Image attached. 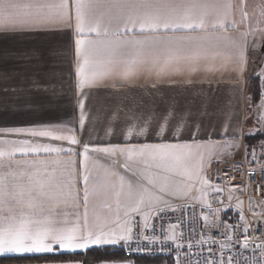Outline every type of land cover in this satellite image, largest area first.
<instances>
[{
	"label": "snow or ice",
	"instance_id": "6c2138e0",
	"mask_svg": "<svg viewBox=\"0 0 264 264\" xmlns=\"http://www.w3.org/2000/svg\"><path fill=\"white\" fill-rule=\"evenodd\" d=\"M233 7L221 0H108L106 4L100 0H31L28 3L0 0V114L32 117L27 126L0 127V258L44 257L43 264H89L86 258L52 257L86 253L91 249L119 248L130 250L134 255L151 253L153 245L171 241L176 251L175 264H234L240 260L243 264H264V234L248 235L250 231H259L251 223H259L256 217L264 219V201L257 205L261 211L256 213L249 198V211L254 216L249 222L244 215L243 201L238 199L235 223H228L221 215L233 208L231 193L242 189L229 187V203L213 209L207 199L209 190L220 195L223 189L204 175L216 150L230 157L242 153L245 160L250 157L251 161H257V150L245 143V137H264V64L254 73L259 81L258 104L252 103L253 97L247 94L244 81L249 35L259 32V47H264V27H261L264 4L258 5L256 28L230 35L229 28H238L232 18ZM98 8L106 11L97 14ZM240 15L241 22L246 23L249 14L245 0H241ZM113 21L117 26L110 30ZM137 29L139 36L134 34ZM63 31L75 35L73 79L69 85L71 100L58 46L22 47L7 42L23 35ZM92 34L96 38H91ZM129 34H132L130 38ZM256 50L254 45L253 51ZM209 60H219L220 64L204 63L205 71H230L241 82L243 100L256 110L253 128L245 129L251 119L249 114L241 117L226 105L229 110L224 111L218 133L221 139L198 140L205 126L197 114L184 113L180 122L170 129L169 122L175 117L171 109L145 117L143 112H138L142 102H134L125 112L128 126L121 137L125 142L92 147L84 143L80 161L83 170L77 168L73 156L81 154L76 151L81 140L75 131H83L90 119L85 89L100 86L116 76L129 80L142 73L157 78L184 70L194 73L202 62ZM72 101L74 114L69 116L65 110ZM61 114L64 118H60ZM189 116L192 123L188 139L182 140ZM153 125V139L162 142L130 143L134 136L146 138ZM169 132L171 136L165 140ZM113 134L112 128L105 133ZM258 147L264 157V139L258 141ZM18 154L36 158L20 160L16 159ZM98 155L125 157L124 167L136 177V182L103 164L99 165L103 178L94 175L87 162L95 161ZM41 156L49 158L40 159ZM216 159L219 162L218 156ZM240 163L237 161L236 168L242 171ZM101 186L104 203L100 210L93 209L90 216L89 199L99 194ZM188 196L200 203L199 238L181 243L184 237L182 232H177V223H168L166 229L161 225V233L157 234L154 218L160 219L166 210L176 208L168 197ZM195 206L180 207L194 210ZM212 229L224 239L216 240L211 235ZM189 234L197 235L194 229ZM255 240L260 243L249 249ZM233 245L241 251L225 258V252L235 251ZM206 246L207 256L192 252L193 247L203 252ZM213 247L219 252H214ZM184 249L187 252L181 259ZM249 250L251 256L243 255ZM159 251L163 252L164 248ZM96 264L135 262L122 257L100 259Z\"/></svg>",
	"mask_w": 264,
	"mask_h": 264
},
{
	"label": "crops",
	"instance_id": "0c3cea01",
	"mask_svg": "<svg viewBox=\"0 0 264 264\" xmlns=\"http://www.w3.org/2000/svg\"><path fill=\"white\" fill-rule=\"evenodd\" d=\"M21 3H28L31 0H19ZM101 3H107L108 0H100ZM221 2H230L233 7L232 18L236 20L238 24L237 29H228L230 35H236L239 31L246 30L247 26L243 25L241 22L240 15V0H221ZM106 11L104 8L95 9V12ZM117 22L113 21L110 26L115 28ZM139 36L140 33L138 29L134 33ZM198 34V33H193ZM132 34H129V38ZM91 38H96L95 34H92ZM74 39L75 35L70 31H63L59 33L50 34H37V35H23L18 36L14 40L7 41L8 43H15L22 47H32V46H47L56 45L62 51V59L60 66L63 70V75L65 78V87L68 91V97L71 100L72 90L69 87L72 82L71 73L74 68ZM253 37L249 35L248 37V50H249V60L247 65V71L244 74V81L246 83L247 94L253 97V104L259 103L258 93H253L255 86H258V79L255 80L254 73L258 67L263 63L262 61L255 64L252 57V42ZM204 63H215L220 64L219 60H209L202 62L198 71L194 73H189L184 70L180 74H172L163 76L160 78L155 77V75L149 76L147 73H142L137 77L125 80L123 77L116 76L107 79L100 86L93 87L90 89H85V94L88 97L87 106L89 110V123L83 131L76 130L75 135L81 140V145L76 148L80 155L73 156V159L77 161V168L81 171L83 170L80 166V161L83 160L82 156V145L88 143L90 147L103 145L108 143H124L125 141L121 138L124 131L128 126L125 120L126 110L132 106L134 102H142L141 107L138 112H143L145 117L155 113H163L168 109H171L175 113L174 119L169 122L170 129L176 126L184 113H195L199 116L203 125L205 126L202 131L198 134V140H206L211 138L213 140L221 139L218 135L220 128L224 121V111L229 110L226 108L230 106V110L239 114L241 117L247 113L251 117L247 122L245 129L253 128L254 121L256 118V110L250 108L243 100V94L241 92V82L235 79V76L230 71H205ZM191 81L188 83L187 81ZM66 114H74V101L66 105ZM115 115V119L113 118ZM60 118H64V114H61ZM32 117L24 114H0V127H14V126H27ZM55 119V117H54ZM192 123V117L189 116L185 124V131L183 132L181 139L187 140L189 135V125ZM142 124V122H141ZM69 127H73L69 125ZM108 128L113 129V135H105ZM154 125L150 126L149 133L146 138L136 139L135 136L131 139L132 144H143V143H160L162 141L153 139ZM207 133V135H206ZM171 132H169L165 140L170 138ZM15 138V137H12ZM264 139V137H263ZM176 142V141H173ZM63 146L67 147V144ZM226 153H221L220 150H216V155L213 156L210 165L206 166L204 175L208 177L209 171H211L215 162H217L216 157L218 156L219 161H231L239 160L242 158L243 154H237L229 159H223ZM228 156V155H227ZM33 156H16V159H35ZM40 159H47L49 157L41 156ZM126 158L123 156H112L105 157L103 155H98L93 161L90 159L87 165L90 170H93L94 175H99L103 178V172L99 169V165L103 164L105 167L120 172L121 175H125L127 178L131 179L133 183L136 182V177L124 167L126 163ZM212 183V182H211ZM213 184V183H212ZM82 187V184H81ZM98 195L90 197L89 199V214L91 216L93 209L100 210L102 204L104 203L103 188L102 186L98 188ZM215 194L214 191L209 190L208 200L210 202L211 196ZM169 199V198H168ZM178 200L172 201V203ZM181 201V200H179ZM192 201V200H188ZM195 202V201H194ZM200 204V203H199ZM69 211H74V209L69 208ZM82 211V207L80 209ZM207 214V212H205ZM214 216H210V219H214ZM98 251V250H97ZM103 251V250H101ZM99 251V252H101ZM105 253H108L104 249ZM122 252V251H121ZM123 253V252H122ZM115 252H110L109 257L106 259H119L122 257H114ZM123 255H125L123 253ZM126 256V255H125ZM3 258V257H2ZM131 259H141L151 260L156 258H133V257H123ZM163 258V257H162ZM13 264H43V262L37 263H13ZM96 264V263H95ZM171 264L172 260H171Z\"/></svg>",
	"mask_w": 264,
	"mask_h": 264
},
{
	"label": "built area",
	"instance_id": "2783aa9c",
	"mask_svg": "<svg viewBox=\"0 0 264 264\" xmlns=\"http://www.w3.org/2000/svg\"><path fill=\"white\" fill-rule=\"evenodd\" d=\"M257 149L255 145H253ZM237 161H240L239 169L237 170L236 164ZM245 160L242 156L239 160H231V161H219L215 162L211 171H209L208 178L214 185H218L223 189V192L220 195L213 194L211 196L210 202L212 203V208H220L224 207L229 203L228 196H229V187L233 188H239L242 189V191H236L232 192V200L231 203L233 205V208L231 210H228L226 214L221 215V218L226 220L228 223H235V204L237 200L243 201V209H244V215L249 220V222H252L254 219L253 212L249 211V198L252 199V205H253V211L256 213H259L261 211V208L257 205L264 201V169L261 168V165H264V159L260 156H257V161H251ZM219 177V179H218ZM231 181V184L228 182ZM242 181V182H241ZM222 201V203H216L215 201ZM176 206L175 211L172 210H166L165 213L161 214L160 219L153 220V223L155 224V232L157 234L161 233V225L164 226V229L167 228L168 223H177L179 225L177 232L183 233L184 239H182L180 242L184 243L186 240H195L198 239V234L202 231V224H201V207L200 204L194 202V201H188V200H182L172 203ZM189 204H195V209L187 208L186 210H182L180 206L183 205H189ZM204 212H207V209L204 210ZM229 217H233V219H229ZM137 219H139L137 217ZM255 219L259 220V223H251V227L253 229L259 228V231H250L248 235L250 237L259 236L261 234H264V219H260L259 217H256ZM194 229V232L197 235H190L189 230ZM211 235L216 240H223L224 237L222 235H218L216 229L211 230ZM239 239L242 241L244 239V236H239ZM260 243L259 240H255L253 244L249 245V249L253 248L255 244ZM133 247H136V245H133ZM163 247L164 251L161 252L159 249ZM235 248V251L232 252H225L224 256L225 258L227 256H234L237 252H240L241 249L235 245H233ZM153 251L151 253L145 252L140 254H133L130 250L129 251H123L121 250L126 256L128 257H134V258H154V257H168L171 258L172 263L175 264V256L176 251L173 242L169 241L166 242L163 245H153L152 246ZM214 252H219V249L217 247H213ZM171 252V255L168 253ZM187 252V249H184L181 251V259L184 258L185 253ZM193 253H199L201 256H207V246L205 247L204 251L201 252L200 248L193 247L192 249ZM245 256H251L252 252L245 251L243 253ZM193 259L196 257L193 256ZM234 264H243V261H237L234 262Z\"/></svg>",
	"mask_w": 264,
	"mask_h": 264
},
{
	"label": "rangeland",
	"instance_id": "374dc122",
	"mask_svg": "<svg viewBox=\"0 0 264 264\" xmlns=\"http://www.w3.org/2000/svg\"><path fill=\"white\" fill-rule=\"evenodd\" d=\"M241 1V0H240ZM246 4H247V12L249 14V18L248 21L246 23H243V25L247 26V28H256L257 27V20L259 19V8L258 5L264 4V0H245ZM261 27H264V22L261 23ZM254 39L252 42V50H253V46L256 45L257 46V50L256 51H252V61L258 65L259 62L262 61V63L264 64V47H259V45L261 44V34L259 32H257L254 36L251 35ZM258 78H255V80ZM258 87V86H257ZM257 156H260L261 158L264 159V157L261 156V152L260 149L257 145ZM226 158L223 159H229V156H227V154H225ZM197 196H199V193H197ZM169 200L171 201H175V200H192L191 196L188 197H168ZM208 199V197H207ZM193 201V200H192ZM196 203L199 204V201L196 200ZM129 260L134 261L135 264H171V258H157V259H151V260H141V259H131L129 258Z\"/></svg>",
	"mask_w": 264,
	"mask_h": 264
},
{
	"label": "trees",
	"instance_id": "16d2710c",
	"mask_svg": "<svg viewBox=\"0 0 264 264\" xmlns=\"http://www.w3.org/2000/svg\"><path fill=\"white\" fill-rule=\"evenodd\" d=\"M253 93H259L258 87L255 86V89ZM260 139H263L261 136H246L245 137V143L249 145H254L258 144V141ZM98 250V251H97ZM108 253H105L104 250L101 251L100 249H91L87 251L86 253H81L77 252L74 255H64L61 257H52V259H61V260H67V259H75V260H80V259H87L89 261V264H95L97 260L100 259H106L109 256L110 252H115L113 254L114 257H126L123 255V253L118 249H106ZM101 251V252H99ZM45 258L40 257V258H31V259H17L15 257H3L0 258V264H13V263H37V262H43Z\"/></svg>",
	"mask_w": 264,
	"mask_h": 264
}]
</instances>
